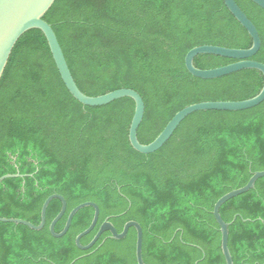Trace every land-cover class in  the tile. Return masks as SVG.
<instances>
[{
  "label": "trees",
  "instance_id": "obj_1",
  "mask_svg": "<svg viewBox=\"0 0 264 264\" xmlns=\"http://www.w3.org/2000/svg\"><path fill=\"white\" fill-rule=\"evenodd\" d=\"M256 26L264 64V9L235 0ZM44 20L53 28L79 89L99 97L120 89L145 102L138 139L152 143L174 116L204 102L245 101L264 87L263 74L242 70L205 80L191 75L187 54L206 45L249 49L247 30L224 0H56ZM237 60L199 55L201 70ZM135 102L122 98L89 107L66 88L41 30L25 33L0 82V217L38 226L45 201L58 194L67 209L96 203L95 229L105 221L119 233L130 221L143 229L145 264H226L214 207L224 195L264 171V102L244 111H200L188 116L157 152L141 154L129 140ZM62 210L51 201L46 225L35 231L0 222V264H138L137 230L126 238L102 235L93 248L77 237L92 224L95 209L73 218L56 238L50 225ZM229 224L234 264H264V177L255 188L220 209Z\"/></svg>",
  "mask_w": 264,
  "mask_h": 264
},
{
  "label": "water",
  "instance_id": "obj_2",
  "mask_svg": "<svg viewBox=\"0 0 264 264\" xmlns=\"http://www.w3.org/2000/svg\"><path fill=\"white\" fill-rule=\"evenodd\" d=\"M253 3L264 9V0H251ZM56 0H0V82L4 76L9 60L15 46L20 38L30 30H41L47 38L53 59L59 71V74L71 95L82 105L89 107H101L109 105L114 101L122 98H131L135 102V114L131 123L129 140L135 151L141 154H152L160 150L174 135L175 131L181 123L191 114L200 111H244L255 108L264 102V87L262 91L254 98L245 101L231 102H204L191 105L178 112L174 118L168 123L163 132L150 144L144 145L138 139V129L144 119L145 102L141 95L132 89H120L99 97H90L84 94L77 86L67 60L60 46L58 38L53 28L44 20L45 15L52 8ZM224 3L236 20L247 30L252 38L253 44L249 49H230L219 46H200L192 49L186 56L185 64L188 72L194 77L212 80L221 78L242 70L255 69L260 71L264 76V64L251 60L261 48V38L254 23L242 11L235 0H224ZM216 55L225 57L237 62L227 66L210 70H201L194 64L195 58L199 55ZM20 175H6L0 178V183L8 178L19 177ZM264 177V171L254 173L248 184L240 189L233 190L224 195L216 203L214 207V216L220 226L222 233L221 247L226 260V264H234L229 249V224H227L220 214L221 207L229 200L236 198L242 194L249 192L255 188L256 182ZM58 199L62 202V210L50 225V231L56 238H62L66 235L72 224L75 215L82 209L92 207L95 209V216L91 226L81 233L76 244L83 251L90 250L100 240L102 235L110 232L114 239L122 240L127 237L129 230L135 228L137 230V248L136 256L138 264H145L143 260V229L141 225L135 221L128 222L122 233H119L110 221H105L100 227L94 239L88 245H82L81 240L90 234L96 227L100 209L96 203L86 202L73 209L68 217L66 226L61 233H56L55 227L64 216L67 203L63 196L55 194L50 196L44 203L42 208V220L40 225L36 226L31 222L21 219H8L0 217V222L15 223L25 225L32 230L41 231L46 225V212L51 201Z\"/></svg>",
  "mask_w": 264,
  "mask_h": 264
}]
</instances>
